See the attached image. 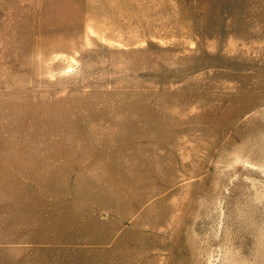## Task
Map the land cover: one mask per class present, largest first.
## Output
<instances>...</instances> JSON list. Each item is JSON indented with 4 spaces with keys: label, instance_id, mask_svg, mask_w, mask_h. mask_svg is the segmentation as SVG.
Instances as JSON below:
<instances>
[{
    "label": "rangeland",
    "instance_id": "rangeland-1",
    "mask_svg": "<svg viewBox=\"0 0 264 264\" xmlns=\"http://www.w3.org/2000/svg\"><path fill=\"white\" fill-rule=\"evenodd\" d=\"M0 264H264V0H0Z\"/></svg>",
    "mask_w": 264,
    "mask_h": 264
}]
</instances>
